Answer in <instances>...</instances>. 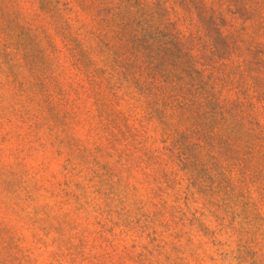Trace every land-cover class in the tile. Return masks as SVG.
I'll return each instance as SVG.
<instances>
[{"label": "rangeland", "instance_id": "374dc122", "mask_svg": "<svg viewBox=\"0 0 264 264\" xmlns=\"http://www.w3.org/2000/svg\"><path fill=\"white\" fill-rule=\"evenodd\" d=\"M0 264H264V0H0Z\"/></svg>", "mask_w": 264, "mask_h": 264}]
</instances>
